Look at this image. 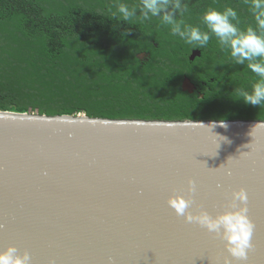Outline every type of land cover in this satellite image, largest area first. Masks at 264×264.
<instances>
[{"label":"water","instance_id":"obj_1","mask_svg":"<svg viewBox=\"0 0 264 264\" xmlns=\"http://www.w3.org/2000/svg\"><path fill=\"white\" fill-rule=\"evenodd\" d=\"M240 189L253 225L246 260L167 203L191 197L189 212L214 216ZM8 246L31 264H264V120L0 110V251Z\"/></svg>","mask_w":264,"mask_h":264},{"label":"trees","instance_id":"obj_2","mask_svg":"<svg viewBox=\"0 0 264 264\" xmlns=\"http://www.w3.org/2000/svg\"><path fill=\"white\" fill-rule=\"evenodd\" d=\"M121 3L132 8L140 0H0V110L264 120V103L246 104L238 95L241 88L250 91L257 77L236 64L215 36L204 47L186 44L159 17L141 21L137 12L123 21ZM182 3L188 6L185 22L202 31L208 7H232L238 27H255L243 0ZM193 51L199 54L190 58ZM185 78L194 86L191 93L181 88Z\"/></svg>","mask_w":264,"mask_h":264},{"label":"clouds","instance_id":"obj_3","mask_svg":"<svg viewBox=\"0 0 264 264\" xmlns=\"http://www.w3.org/2000/svg\"><path fill=\"white\" fill-rule=\"evenodd\" d=\"M249 5V11L255 22V27L249 24L238 27L239 18L232 7L223 11L208 7L201 20L207 31L199 26L187 24L183 19L188 6L182 0H140L137 6L129 8L126 4H118L117 12L120 19L129 21L139 12L141 21L151 17H159L161 23L170 26L173 36L180 37L186 44L204 47L211 36H215L222 49H227L236 64L247 65V68L257 77L251 84V90L243 88L238 95L246 104L254 106L264 103V0H243ZM177 16L181 17L177 19ZM235 21V23H234ZM189 182V191H192ZM247 195L243 189L234 191L228 209L210 215L207 211L193 214L188 211L191 200L183 195L170 196L167 203L178 216H183L189 223H196L210 233L219 236L225 242L227 252L234 258L244 260L251 247L253 225L247 215ZM0 264H31L27 252L19 253L14 246H8L0 251Z\"/></svg>","mask_w":264,"mask_h":264},{"label":"snow or ice","instance_id":"obj_4","mask_svg":"<svg viewBox=\"0 0 264 264\" xmlns=\"http://www.w3.org/2000/svg\"><path fill=\"white\" fill-rule=\"evenodd\" d=\"M190 182V181H189ZM188 191H189V189H188ZM195 190L193 189L192 191H189V193H193ZM190 200H191V202H194V201H192V198L190 197ZM246 207H247V202H246ZM249 209H248V207H247V211H248ZM251 247H252V245H251ZM250 247V248H251ZM249 248V249H250ZM234 258V257H233ZM235 260H240V259H238V258H234ZM247 259V256L245 257V259L244 260H246Z\"/></svg>","mask_w":264,"mask_h":264}]
</instances>
